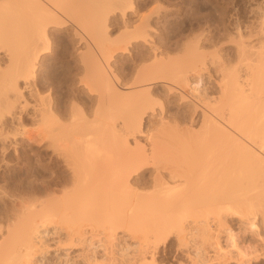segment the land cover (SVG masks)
<instances>
[{"label":"bare ground","instance_id":"1","mask_svg":"<svg viewBox=\"0 0 264 264\" xmlns=\"http://www.w3.org/2000/svg\"><path fill=\"white\" fill-rule=\"evenodd\" d=\"M137 1L0 0V170L38 161L1 186L0 264H264V0L224 22L235 61Z\"/></svg>","mask_w":264,"mask_h":264},{"label":"rangeland","instance_id":"2","mask_svg":"<svg viewBox=\"0 0 264 264\" xmlns=\"http://www.w3.org/2000/svg\"><path fill=\"white\" fill-rule=\"evenodd\" d=\"M254 1L255 0H217V1L216 0H174V4H172V5H170V4L168 5L167 4V6H168V8L169 7L171 9L173 8L174 13L177 14V16L179 18V20H178V26L179 27H177V29L178 28L179 29L178 30L176 29V32H175L176 33V39L175 40H178V43L182 46L184 43H186L188 41L195 40V39L197 40L198 38H200L201 40L200 39L199 40L200 41L203 40V41L200 43V41L198 40L199 43L203 47L204 46H205V48L207 47L206 50H209L208 53H210V52L212 53V50L214 49V47H216V52L219 49L220 50L222 49L224 56H226V54L228 55L230 53V55H229L230 57L229 58H231V59L233 58L234 59L233 61H235L236 58L234 56L236 55V52L234 51L235 48H233L234 45H232V43H228V42L226 43L227 39L224 40V38L226 37L225 34H224V38L221 37L223 35V33H225V28H224L225 24H224V22L227 21L228 17H232L233 19L239 21L240 23H242L241 21L245 22L246 20H248L249 16H250V9H251V6H252L251 3H253ZM137 2H138L137 6H139V8H140V9H138V8L137 9L139 11H141V13H142V11L143 12L149 11L148 9H151V6L154 7L155 4H157L155 2V0H138ZM173 5H175V6H173ZM165 6H166V4H165ZM224 13H226V14H224ZM219 15H220V18H219ZM164 18L160 19V23L162 25L160 24L161 27H160L159 31H161V29L163 28V30H164V31L162 30L163 33L164 34L165 33L168 34V29H169L170 25H168V23H169L168 22V18L165 19V20H164ZM165 21L167 23L163 24V23H165ZM220 31H222V32H220ZM220 33H221V35H220ZM67 36L68 35L62 34V35H60L59 38H57V42L54 45V50L50 54H48V57L46 59V63H45V66H44L45 69L43 68V74H45L44 72H46L47 70H50V69L52 70V68H51L52 66H55L56 74L60 72L61 79L59 77V79H60L59 81H60L61 85H64L63 87H64V89L66 91V96L70 95V91L71 90H70V87H68L67 83H64V84L62 83V80H63V78H66V76L70 77V75L67 73V70L69 68H74L75 69L78 66V64H77V66H75L76 62H74L75 61V57L77 56V52H78V50H77L78 45L74 41V39H72V37H69V36L67 37ZM219 41H221V42L223 41V43L225 42L226 44L224 43L222 45V43L219 42ZM216 42H217L216 46L212 47L213 46L212 44L214 43V45H215ZM219 43H221L220 44V46L222 45L221 47L217 46V45H219ZM218 47H219V49H218ZM205 48H204V50H205ZM222 51H221V54H222ZM77 69H78V67H77ZM79 70H77V72ZM75 71H76V69H75ZM74 73H76V72H74ZM60 83H58V84H60ZM65 86H66V88H65ZM45 92H47V91H45ZM80 95H81V98H82L83 101H85L86 103L88 102L87 105L89 107L93 106V101L91 99H89L90 98L89 96H87L85 93H82ZM62 97H63V95H62ZM63 98L65 99L66 97L64 96ZM176 104L177 103H173L169 107V109L171 111H174V112H182L181 111L182 109L179 108V106L176 105ZM23 117H24L23 118L24 127L27 130H30V128H32L34 126V125H32L33 124V119L27 114H23ZM1 126H2V124L0 125V127ZM3 127H1V128L3 129ZM1 128H0V130H1ZM6 128L7 127H5L4 130H6V132H7ZM33 129H34V127H33ZM3 132L5 133V131H3ZM1 148H2V146H1V143H0V149ZM30 148H32V149L35 148L34 150H37V149L43 150L42 147H40V146L37 147L35 144L32 145ZM39 150H37V151H39ZM1 158L3 159V156L1 155V150H0V162L2 161ZM34 158H36V157H34V156H33V158L31 157L32 162L30 160L31 164L33 163L32 165H34V164L36 165L37 164L36 162H38V161H36L37 158L35 160H34ZM5 159L6 160L10 159L12 161L13 158L11 159V157L6 156ZM12 162H10V163L13 164V166H11L10 170H5V171H1L0 170V183H2V184H0V187L3 186V189L7 188L8 191L12 189V187H11L13 185L12 181L15 178H17V179H25V180H26L27 177L30 178V167H29V163L30 162L22 164L20 162H16V160L14 161V159H13ZM14 162H15V164H14ZM16 164H17V166H16ZM56 170H58V169H56ZM45 171L46 170H44V173H45ZM47 172H49V170H47ZM9 176L12 179L11 178L9 179L8 178ZM7 180H10V181H7ZM9 184H10V188H9ZM0 189H2V187ZM7 189H5V190H7ZM4 207H5L4 201H3V199H0V211H5ZM172 260L173 259L167 260V264H170V263L178 264L179 262L181 263V262L185 261L182 258V256H179L178 260L177 259L175 261H172ZM179 260H181V261H179Z\"/></svg>","mask_w":264,"mask_h":264}]
</instances>
